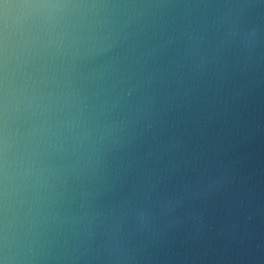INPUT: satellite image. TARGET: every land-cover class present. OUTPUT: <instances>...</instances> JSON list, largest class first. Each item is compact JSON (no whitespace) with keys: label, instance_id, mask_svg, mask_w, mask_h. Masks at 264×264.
I'll return each instance as SVG.
<instances>
[{"label":"water","instance_id":"95a60500","mask_svg":"<svg viewBox=\"0 0 264 264\" xmlns=\"http://www.w3.org/2000/svg\"><path fill=\"white\" fill-rule=\"evenodd\" d=\"M0 264H264V0H0Z\"/></svg>","mask_w":264,"mask_h":264}]
</instances>
